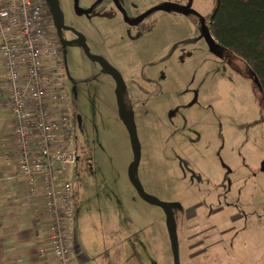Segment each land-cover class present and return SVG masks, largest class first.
Segmentation results:
<instances>
[{
    "label": "rangeland",
    "instance_id": "rangeland-1",
    "mask_svg": "<svg viewBox=\"0 0 264 264\" xmlns=\"http://www.w3.org/2000/svg\"><path fill=\"white\" fill-rule=\"evenodd\" d=\"M122 1L138 12L168 3L192 10L155 11L150 30L134 35L120 17L99 16L102 0H78L90 20L61 0L88 51L123 78L141 146L134 174L147 195L170 205L181 264H264V97L244 60L212 52L202 37L218 0ZM64 52L82 120L71 138L80 160L70 169L78 264H174L165 211L129 179L135 145L115 79L78 46Z\"/></svg>",
    "mask_w": 264,
    "mask_h": 264
},
{
    "label": "built area",
    "instance_id": "built-area-1",
    "mask_svg": "<svg viewBox=\"0 0 264 264\" xmlns=\"http://www.w3.org/2000/svg\"><path fill=\"white\" fill-rule=\"evenodd\" d=\"M65 42L47 0H0V77L14 124L19 175L30 194L45 201L44 253L50 251L54 264H78L70 176L78 156L71 146L75 116Z\"/></svg>",
    "mask_w": 264,
    "mask_h": 264
},
{
    "label": "crops",
    "instance_id": "crops-1",
    "mask_svg": "<svg viewBox=\"0 0 264 264\" xmlns=\"http://www.w3.org/2000/svg\"><path fill=\"white\" fill-rule=\"evenodd\" d=\"M4 85L0 77V264H54L50 251L44 253L49 223L44 198L32 196L19 175Z\"/></svg>",
    "mask_w": 264,
    "mask_h": 264
},
{
    "label": "trees",
    "instance_id": "trees-1",
    "mask_svg": "<svg viewBox=\"0 0 264 264\" xmlns=\"http://www.w3.org/2000/svg\"><path fill=\"white\" fill-rule=\"evenodd\" d=\"M210 23L219 48L248 64L264 97V0H218Z\"/></svg>",
    "mask_w": 264,
    "mask_h": 264
},
{
    "label": "water",
    "instance_id": "water-1",
    "mask_svg": "<svg viewBox=\"0 0 264 264\" xmlns=\"http://www.w3.org/2000/svg\"><path fill=\"white\" fill-rule=\"evenodd\" d=\"M48 1L50 3V6H51V12H52L53 18H54L56 24L58 25V28L60 30H62V28H64V24H63V16H62V10L60 7V2H59V0H48ZM75 3H76V9H77L78 13L82 14L84 11H82V9L79 7L78 0H75ZM189 9H190L189 6H180L177 4L168 3L165 5L159 6V7H155L153 9H151L150 12L172 10V11L182 12V13L188 14L190 12ZM146 15L147 14H145L144 16H142L140 19H138L135 22H139V20H141ZM65 28H67V27H65ZM77 34L79 36V43L82 46V48L84 49L86 55L90 59L97 61L98 63L103 65L108 71L113 73L115 76V81H116L115 95L117 98L119 117L122 120V122L125 124L127 129L129 130V132L132 136L133 143L135 145V159L129 168V179H130L132 185L135 187V189L139 192V194L141 195V197L145 201L152 203V204L159 205L165 211L167 225H168V231H169L170 240H171L173 262H174V264H181L180 253H179V240H178V233H177V224H176L175 216H174V214L170 208V205L167 203L161 202L160 200H158L154 197L147 195L144 192L141 184L139 183V181L137 180V178L135 177V174H134V167L137 165V163L140 161V158H141V146L139 143V139H138L136 127L134 124L133 116L126 110L125 103L123 100V93H124L123 78H122L121 74L115 68H113L104 58L91 54L88 51L85 37L80 33H77ZM202 34H203V38L205 39L206 43L208 44L210 50L215 53L218 50L219 46H218V43L216 42V40L214 39V37L212 36V33L210 32V30L207 28L206 25H203ZM78 120H79V124H81V118L80 117L78 118Z\"/></svg>",
    "mask_w": 264,
    "mask_h": 264
},
{
    "label": "flooded vegetation",
    "instance_id": "flooded-vegetation-1",
    "mask_svg": "<svg viewBox=\"0 0 264 264\" xmlns=\"http://www.w3.org/2000/svg\"><path fill=\"white\" fill-rule=\"evenodd\" d=\"M103 2H106V13H102L100 14L99 16L100 17H106V18H109V19H113V18H117V17H120L122 19V21L126 24V31L130 34L131 32L135 33L134 35H137V33H140L142 34V32H144L145 30L149 29L150 30V26L148 25V20L150 19L151 15L153 12H150L151 9L153 8H148V9H145V10H142L140 12H138V7L136 4L134 3H131L129 5H126L123 3V1H119V0H102ZM48 2V5L51 9V6H50V3L49 1L47 0ZM60 2V7H61V10H62V16H63V24H64V28H62V30H60V32L65 36V33H69L70 37H71V40L70 42L68 41V39L66 38V42H65V45L66 44H73V45H76L78 46L79 48L82 49L83 53L86 55L84 49L82 48V46L80 45L79 43V36L77 33H80L82 34L77 28L67 24L65 22V15H64V11H63V8H62V5H61V0H59ZM79 7L82 9V11H84L82 14H79L77 9H76V3H75V0H73V10L74 12L80 16V17H84L85 19L87 20H90L92 18V15H91V12L89 10H86V9H83L80 5ZM189 13L192 12L191 8L189 9ZM188 13V14H189ZM145 14H147L145 17H143L141 20H139V22H135L137 21L138 19H140L142 16H144ZM203 25H206L205 23ZM203 25H202V30H203ZM58 26V25H57ZM207 26V25H206ZM67 27V28H65ZM207 28L210 30V27L207 26ZM202 34V33H201ZM83 35V34H82ZM134 35H130V37L132 39L136 38ZM202 37H203V34H202ZM87 56V55H86ZM66 57V56H65ZM88 57V56H87ZM89 58V57H88ZM90 59V58H89ZM92 60V59H90ZM94 61V60H92ZM96 62L97 64H99L103 71L110 74L113 79H115V76L113 73H111L110 71H108L103 65H101L100 63H98L97 61H94ZM108 62V61H107ZM109 63V62H108ZM110 64V63H109ZM111 65V64H110ZM113 68H115L113 65H111ZM116 69V68H115ZM68 70V68H67ZM117 70V69H116ZM118 71V70H117ZM68 72V71H67ZM69 74V73H68ZM116 82V81H115ZM133 83H135L136 81L135 80H132ZM72 87V86H71ZM72 102H73V106H74V99L76 98V91H75V87L73 88L72 87ZM123 97H124V93H123ZM74 116H75V124H74V128L76 127V124H78L79 126H81L82 124V120H81V124H79V116L74 113ZM74 133V131H73ZM80 160L79 156H78V160L77 162Z\"/></svg>",
    "mask_w": 264,
    "mask_h": 264
}]
</instances>
